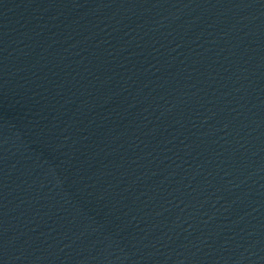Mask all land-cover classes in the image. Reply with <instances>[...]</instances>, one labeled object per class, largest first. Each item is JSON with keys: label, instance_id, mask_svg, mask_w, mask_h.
<instances>
[{"label": "water", "instance_id": "water-1", "mask_svg": "<svg viewBox=\"0 0 264 264\" xmlns=\"http://www.w3.org/2000/svg\"><path fill=\"white\" fill-rule=\"evenodd\" d=\"M0 264H264V0H0Z\"/></svg>", "mask_w": 264, "mask_h": 264}]
</instances>
